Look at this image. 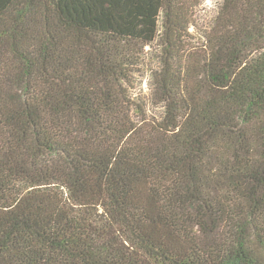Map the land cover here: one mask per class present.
<instances>
[{
    "label": "trees",
    "instance_id": "16d2710c",
    "mask_svg": "<svg viewBox=\"0 0 264 264\" xmlns=\"http://www.w3.org/2000/svg\"><path fill=\"white\" fill-rule=\"evenodd\" d=\"M198 2L0 0V264H264V0Z\"/></svg>",
    "mask_w": 264,
    "mask_h": 264
},
{
    "label": "rangeland",
    "instance_id": "374dc122",
    "mask_svg": "<svg viewBox=\"0 0 264 264\" xmlns=\"http://www.w3.org/2000/svg\"><path fill=\"white\" fill-rule=\"evenodd\" d=\"M224 0H199L198 6L194 9L192 13V21L195 27L190 29L193 35V40H191V47H197L202 45L205 40V32H209L213 28L215 19L219 14L220 7ZM147 57L144 61V65L141 66V72L134 75L133 86L130 88L133 98H135L136 103L142 106L145 111L138 114L134 113V119L137 122L141 121V117H145L147 120H160L162 112L158 108H154L153 104L150 102V94L152 91L150 83V75L152 69L159 67L158 63V51H151L149 48L146 50ZM152 52H155L154 54Z\"/></svg>",
    "mask_w": 264,
    "mask_h": 264
}]
</instances>
